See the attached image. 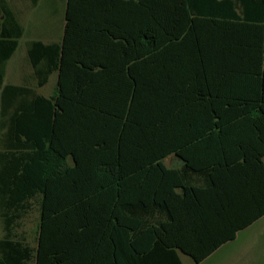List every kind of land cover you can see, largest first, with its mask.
Masks as SVG:
<instances>
[{
    "label": "crops",
    "instance_id": "obj_1",
    "mask_svg": "<svg viewBox=\"0 0 264 264\" xmlns=\"http://www.w3.org/2000/svg\"><path fill=\"white\" fill-rule=\"evenodd\" d=\"M5 2L21 35L5 64L4 78L8 76L7 84L17 88L8 89L0 104V149L28 142L37 162L45 156L55 166L44 174L46 195L37 185L32 189L35 193L23 201L28 212L14 232L28 241L22 221L36 210L34 244L28 241L36 245L39 211L45 200L46 207L63 210L60 219H50L53 224L46 235L60 236L79 264H113L118 253L117 223L127 226L125 264H133L134 248L128 247L132 241L141 247L143 264H231L230 258L240 264H262L255 251H264V153L259 164L255 122L227 123L228 130L236 127L231 133L235 137L224 138L219 166L208 161L214 155L208 153L212 139L186 135L197 125L191 120L175 122L178 136L144 139L145 126L154 114L145 105L151 67L158 88L173 86L178 59V54L168 56L166 52L156 63L142 52L134 56L139 42L131 37L149 27L150 0ZM61 67L64 96L62 106L57 107L53 98ZM249 78L244 79L243 92L257 79L256 75ZM39 80L46 81L39 85ZM159 96L165 99L164 93ZM25 109L33 131L28 141L7 132L13 127V116ZM156 113L164 115L159 110ZM122 130L128 146L123 156L128 160L125 185L113 179L117 169L107 173L94 167L101 159H118L116 146ZM167 140H174L176 147L164 148ZM102 143L108 148L98 150ZM132 144L146 146L139 152L130 148ZM156 144L160 146L157 154ZM198 144L204 146L202 153L189 152ZM137 159L147 162L141 170L132 163ZM62 161L63 166L56 165ZM77 162L79 167H74ZM157 162L175 173L173 184L166 183ZM138 172L144 183L134 185ZM138 222L140 229L135 233L132 226ZM160 238L163 243L157 245ZM193 256L201 259L195 261Z\"/></svg>",
    "mask_w": 264,
    "mask_h": 264
},
{
    "label": "trees",
    "instance_id": "obj_2",
    "mask_svg": "<svg viewBox=\"0 0 264 264\" xmlns=\"http://www.w3.org/2000/svg\"><path fill=\"white\" fill-rule=\"evenodd\" d=\"M148 9L149 27L131 37L132 41L139 42V45L135 43L134 56L137 57L142 52L151 63H156L158 58H164L166 52L168 56L178 54V59L174 62L177 73L173 86L158 88L156 71L151 67L146 88L149 100L145 105H148L151 114H154L149 116L148 125L144 129L146 142L150 137L178 136L179 130L175 122L191 120L197 125L188 130L186 135L199 140L204 137L212 139L208 153L214 155L209 156L208 161H214L219 166L222 159L220 155L225 149L224 138L235 137L234 134L231 136V133L236 127H233L234 130L229 127L228 130L227 123L249 119L255 122L253 126L257 143L260 145L257 162L260 164V157L264 153V0H150ZM20 35L21 31L14 15L5 0H0V104L8 89L17 88L12 84H4V75L5 64L16 49ZM141 44L143 47H140ZM253 75H256V81H250L249 88L243 92L244 79H250ZM45 81L39 80L38 84ZM135 84L136 81L133 80V85ZM163 93L165 99L159 96ZM63 96L61 67L53 105L61 107ZM42 100L51 104L49 99ZM158 110L164 115H158ZM12 124L13 127L7 132L16 138L25 137L28 141L33 132L30 128L28 109L13 116ZM123 134L122 130L116 146L118 159H101L94 164V167H99L107 173L117 169L118 173L113 179L121 185H125L127 181L128 163V160L123 158L128 149L122 139ZM51 138L49 147L53 145L54 129ZM145 146L132 144L130 148L142 152ZM98 147V150L108 148L104 143ZM154 147L157 154L160 146L156 144ZM173 147H176L174 140H167L164 144L166 149ZM203 147L200 144L192 146L191 148L195 149H190L189 152L202 153ZM28 149V142L3 146L0 149V222L3 230L0 237V264H79L74 252L70 253L67 247L64 248L60 236L56 238L52 234L48 235V232L46 235L49 224H53L50 219H60L63 210L46 207L45 200L39 211L40 224L36 245L31 246L24 236L14 232L20 219L28 212L23 201L35 193L32 189L37 188V185L38 191L46 195L48 178H45L44 174L47 169L52 170L55 167L53 161L45 156L40 159V163L37 162V155H30ZM196 160L203 161L198 158ZM144 161L137 159L132 163L141 170L142 165L147 163ZM188 161L190 157H187ZM64 163L62 161L56 165L63 166ZM78 163L74 167H79ZM22 167L24 169L21 170ZM156 167L167 177L166 183L173 184L175 173L164 170L158 162ZM38 171L43 175L40 176ZM152 181L154 186L158 184L156 176ZM142 182L143 178L138 172L133 178V184L141 185ZM116 227L118 253L113 257V264H125L127 259L124 233L127 226L117 223ZM132 229L136 233V230L140 229V222L132 226ZM156 243L162 244V239ZM128 245L132 250L134 248L133 264H143L145 259L140 255L141 247H136V241ZM193 259L199 261L201 256H193Z\"/></svg>",
    "mask_w": 264,
    "mask_h": 264
},
{
    "label": "rangeland",
    "instance_id": "obj_3",
    "mask_svg": "<svg viewBox=\"0 0 264 264\" xmlns=\"http://www.w3.org/2000/svg\"><path fill=\"white\" fill-rule=\"evenodd\" d=\"M8 82H10V78L8 76H6L4 78V84H7ZM36 210H32V212L26 216V218L22 221V229L26 230V238L28 239V241L33 245L34 244V239H33V228L35 226V216H36ZM34 218V219H33ZM17 232H20V229H18ZM3 234V230L1 227V222H0V237ZM255 253L261 258L260 263H264V256L261 257V255H263L264 251H260L257 250L255 251ZM259 258V259H260ZM231 260V264H240L238 262V260H236L235 258H230ZM235 259V260H234ZM189 260V259H186ZM235 261V263H233Z\"/></svg>",
    "mask_w": 264,
    "mask_h": 264
}]
</instances>
